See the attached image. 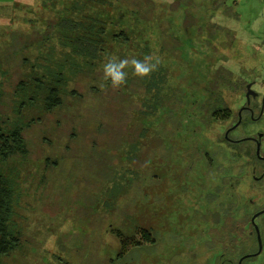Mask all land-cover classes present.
Segmentation results:
<instances>
[{
	"label": "rangeland",
	"instance_id": "obj_1",
	"mask_svg": "<svg viewBox=\"0 0 264 264\" xmlns=\"http://www.w3.org/2000/svg\"><path fill=\"white\" fill-rule=\"evenodd\" d=\"M234 3L242 14L226 7ZM262 9L257 0H0V129L20 127L24 138L0 160L17 188L19 239L0 264H216L227 226L255 212L246 195L260 193L250 175L240 182L252 144H220L224 121L212 114L228 104L223 90L264 75L250 59ZM65 19L104 23L97 59L71 51ZM120 31L128 42L114 38ZM243 50L247 60L233 58ZM109 56L159 63L144 78L129 65L113 87ZM49 87L61 99L51 111ZM256 126L232 136L264 132V116ZM119 234L134 245L122 251ZM246 264H264V249Z\"/></svg>",
	"mask_w": 264,
	"mask_h": 264
},
{
	"label": "trees",
	"instance_id": "obj_2",
	"mask_svg": "<svg viewBox=\"0 0 264 264\" xmlns=\"http://www.w3.org/2000/svg\"><path fill=\"white\" fill-rule=\"evenodd\" d=\"M236 6L237 5L234 3L231 6L229 5L226 7L227 8L231 7L237 15L239 12L237 11ZM219 12L220 14H223L222 11H219ZM224 15L226 16L228 14L225 13ZM66 21H67L66 19L63 21L62 27L69 30L68 33L65 34V37L67 38L66 44L71 49V51L80 57H84V58L91 59V60L97 59L103 51V48H102L103 43H104L103 37L105 36V34L107 35L108 33H106L104 27L101 26L100 28L97 29L96 25L97 24L102 25L104 23L96 22L95 20L94 21L90 20L91 24L85 25L84 23L78 22V21H67V22ZM114 38H116L117 40L120 39L123 42L129 41L128 37L125 34V31H120L119 33L115 34ZM211 40L212 39L209 36L208 41L210 43H213ZM253 42L255 41L253 40ZM232 46L233 47L235 46L233 41H231L229 47L232 48ZM234 48L236 49V47ZM260 55L261 54L255 55L252 58H250L251 62H256L258 65H260L261 64ZM232 56L233 58H238L239 60L243 58L247 60L244 50L235 51V54L234 55L232 54ZM227 75L229 76H227L228 78L226 77L227 79L226 81H223V83H224V88L229 89L233 87V85L236 83L233 80L234 74L231 71ZM223 78L225 77H222V79ZM243 84L244 83H242L241 86H243ZM229 91L230 90H227V91L223 90L221 92V98L222 100L224 99L223 101L225 102L226 100L224 97L230 96L228 100V104L226 103L224 107H222L221 109H216L213 112L212 117L219 118L221 121H224V122L229 121L228 125H231L236 121V107L238 106V102H236L237 93H235L237 91H235L234 93H231L232 95H228ZM231 96H233V98H231ZM45 102L47 104L46 108L49 111H51L55 107H58L61 104V99L60 97H58L57 88L49 87L48 95L45 97ZM224 122H221L217 125V127L221 131L222 130L224 131V128L227 126ZM4 132H5L4 130L2 131L0 129V160L1 159L5 160L9 156L13 155L16 148H23L22 145H23L24 138H23L22 130L20 129V127L7 131L6 133ZM223 134L221 135L222 143L220 144H225V147L229 145L232 148V150L235 148V146L238 147V145L240 144H251L249 141H245V140H239L237 142L230 143L223 138ZM243 150L246 153H243L242 155L247 156L248 149L246 147H243ZM250 174H251L250 171H248V174L246 175L242 173L243 176L241 175L240 182L241 183L245 182L246 184L247 182L245 178L247 175H250ZM238 176H240V174ZM16 192H17V188L15 186L14 181L11 179V177L0 172V259L4 256L9 255L14 249H16L19 246V239L14 233L12 225H11V216L13 213L14 205L17 201ZM243 219H246V220L244 221L245 223L242 222L243 228L240 229V231H238L237 228L235 227L238 222L237 220L235 221V219L234 221L236 223L234 222V225L232 227L230 225L229 227L227 226L226 232L228 236L226 237L225 235L226 239H225L224 246L219 250L220 252L222 250H226V257L232 261L237 260L239 255L247 252L249 247L252 244L251 242L252 238H250L248 232H246L247 227H248L247 229L251 228L250 219L247 217ZM243 219L240 218L239 220H243ZM239 234L242 235V239H240ZM119 237H120L119 243L122 246V251L134 245V242H132V240L126 237H123L122 234H119ZM216 255H218V253ZM251 259H248V260H251ZM219 261H220V258L218 257L216 260V264H218ZM225 264H230V262L227 261Z\"/></svg>",
	"mask_w": 264,
	"mask_h": 264
},
{
	"label": "flooded vegetation",
	"instance_id": "obj_3",
	"mask_svg": "<svg viewBox=\"0 0 264 264\" xmlns=\"http://www.w3.org/2000/svg\"><path fill=\"white\" fill-rule=\"evenodd\" d=\"M250 1V0H246ZM264 6V0H257ZM226 2V0H225ZM256 7V8H255ZM254 11L257 13L259 10L258 5H255ZM262 16H264V9H262ZM238 15L240 13L242 14V11H238ZM260 18L257 16V19ZM256 19V20H257ZM250 20V19H249ZM247 20L249 23L250 21ZM250 25H248L249 27ZM257 30V29H256ZM250 32L254 33L251 37H254V43H256L258 49L256 50V47L254 49L255 55H260L262 58L260 67L264 65V55L260 53L261 50H264V31H261L259 29L258 31H254L250 29ZM250 34V33H249ZM253 44V43H252ZM255 45V44H253ZM259 50V51H258ZM263 62V63H262ZM250 86L251 91L248 93ZM237 99L236 102H238L237 110H236V121L231 124L230 126H227L224 128V134L223 138L232 143L237 142L239 140H245L249 141L252 144L253 147V153L255 157L254 165H252V170L250 177L254 181L253 187L257 190L256 192L260 193H254L252 196L247 195L248 204L255 206V212L250 218V227L247 232L249 234V237L252 238V244L249 247L248 251L239 255L237 260L232 261L229 260L226 257V250H222L221 252L218 251L217 258H220V261L218 264H225L227 261L230 262V264H246L248 262V259H255L256 257L260 256L264 249V226L261 224L264 222V132L258 130L257 126L259 121L264 116V75H262V79H252L251 81H248L243 84V87L241 90H237ZM240 116V121H239ZM239 123L234 126L237 122ZM256 124L257 128L252 130L251 134L240 136L238 138H235L232 136V132L236 129H238L243 124ZM228 131V132H227ZM257 143H260V150L259 155L256 153L257 149ZM248 174V172L246 173ZM254 222L252 221L253 216ZM238 231L242 229V222L239 224L237 223L236 226ZM240 239H242V235L239 234ZM259 240L261 242V249L259 251ZM207 264V263H204Z\"/></svg>",
	"mask_w": 264,
	"mask_h": 264
},
{
	"label": "clouds",
	"instance_id": "obj_4",
	"mask_svg": "<svg viewBox=\"0 0 264 264\" xmlns=\"http://www.w3.org/2000/svg\"><path fill=\"white\" fill-rule=\"evenodd\" d=\"M159 61L152 62L151 57H145L144 59L138 58H124L120 59L116 56H109L107 62L103 64L104 78L110 82L113 87H119L126 83L128 78V72L126 68L131 65L132 70L138 77L144 78L149 76L157 67Z\"/></svg>",
	"mask_w": 264,
	"mask_h": 264
},
{
	"label": "water",
	"instance_id": "obj_5",
	"mask_svg": "<svg viewBox=\"0 0 264 264\" xmlns=\"http://www.w3.org/2000/svg\"><path fill=\"white\" fill-rule=\"evenodd\" d=\"M248 88H249V91H248V93L251 91V89H250V86L248 85ZM239 121H240V116H239ZM239 121L234 125V126H236L238 123H239ZM228 132V131H227ZM257 149H256V153H257V155H259V150H260V143H257ZM262 212H264V211H262ZM255 216L256 215H254L253 216V218H252V221L254 222V218H255ZM260 249H261V242H260V240H259V251H260Z\"/></svg>",
	"mask_w": 264,
	"mask_h": 264
}]
</instances>
